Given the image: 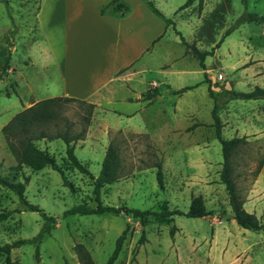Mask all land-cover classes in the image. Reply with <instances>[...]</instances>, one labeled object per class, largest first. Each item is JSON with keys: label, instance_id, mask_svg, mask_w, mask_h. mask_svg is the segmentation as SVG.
I'll use <instances>...</instances> for the list:
<instances>
[{"label": "rangeland", "instance_id": "rangeland-1", "mask_svg": "<svg viewBox=\"0 0 264 264\" xmlns=\"http://www.w3.org/2000/svg\"><path fill=\"white\" fill-rule=\"evenodd\" d=\"M58 1L61 0H7L6 4L0 0V79L7 77L9 71L2 72V68L9 60V49L18 43L11 55V64L18 69L12 78L0 81V124L8 122L21 107L60 92V74L49 47L57 44L61 36L58 25L50 18ZM38 2L39 7L40 2L43 6L38 13L39 30H36L33 15ZM154 2L174 24L163 29L162 37L125 72L129 77L124 84L129 89L120 87L117 92L119 96L130 93L134 99L140 94L143 102L116 99L102 103L97 113L109 114L107 125L102 119L96 120L94 107L84 137L73 148L75 155L96 176L106 145L110 141L114 143L119 153L120 176L102 187V203L150 212L143 219L123 213L70 214L67 210L73 205L83 202L95 206L96 202L90 177L64 166V142L42 139L36 145L51 152L62 164L66 179L76 187L75 193L63 185L60 174L50 166L40 170L25 166L17 172L10 170L16 158L6 148L1 135L0 175L14 176L21 181L27 176V200L53 215L56 221L55 228L44 234L38 244V260L34 245L22 244L11 249L12 264H78L72 246L81 242L95 264H105L113 252L117 235L127 225L126 239L113 264H264V230L252 231L236 223L225 186L219 182L222 153L211 125L213 101L207 93L204 71L199 67L194 50L208 51L223 39L214 52L205 57L206 73L215 90L224 87L246 91L255 86L264 87V23L245 21L223 36L244 12L241 0H204L200 12L197 1L182 9L178 7L185 0ZM246 8L264 15V0H247ZM157 21L162 23L160 18ZM35 35L40 47L50 51L47 58L39 54L36 64L26 65L30 58H25L28 51L24 46L27 39ZM15 81L19 96L13 92ZM186 85L194 87L174 93ZM147 89L152 96L144 100ZM6 90L11 93L9 96L5 95ZM113 107L125 112L143 109L128 119L114 115ZM86 112L83 103L64 104L60 116L65 120H58L59 129L67 122L72 132L80 131L85 126ZM218 113L224 138L247 136L248 142L233 156L234 181L240 197L247 201L246 210H254L251 213L264 224V170L261 172L264 99L229 100ZM55 128L51 125L50 131ZM157 161L162 165L163 189L156 182ZM198 195L212 211L210 215L161 216L175 209L186 211L191 198ZM24 209L16 193L0 186V245L19 238L30 239L37 234L43 223L40 214ZM142 233L145 238L138 243ZM4 259L5 254L0 253V264H5Z\"/></svg>", "mask_w": 264, "mask_h": 264}, {"label": "trees", "instance_id": "trees-1", "mask_svg": "<svg viewBox=\"0 0 264 264\" xmlns=\"http://www.w3.org/2000/svg\"><path fill=\"white\" fill-rule=\"evenodd\" d=\"M7 4V0H3ZM146 4L150 7V9L155 13L156 16L161 18L165 22V26L173 25L174 21L171 18L164 17V14L155 6L153 0H144ZM197 1L198 11H202L204 0H185L183 4H181L178 9H182L186 6H190L193 2ZM244 5V12L236 18V20L228 27L223 36H227L230 34L235 28L239 25L243 24L245 21H253V22H262L264 23V15H260L256 12L248 10L247 0H241ZM101 14H115V15H125L130 11V6L125 3L123 0H110L108 3L101 5L99 8ZM180 34L181 41L185 43L184 36L178 31ZM163 33L159 35L153 41H157L160 37H162ZM222 38L219 39L208 51H200L195 48L194 50L197 52L199 67L204 71V83H207V93L210 98H212L213 105L211 109L212 115V123L211 125L214 127L215 137L218 138L221 144V153H222V161H221V169L219 172V182H221L225 186V190L228 194L229 205L233 214V219L236 223L242 228H249L252 231L264 230V224L257 218V216L250 211L246 210L243 206L244 200L240 197L236 185V181L233 175L234 171V163L233 156L238 151L241 145L248 142L247 136H234L231 138H224L222 136V122L218 113V109H220L223 104L227 103L229 100L235 99H264V87L255 86L253 89L246 91H235L226 89L221 87L220 89L215 90L212 88V81L209 79L208 74L206 73L205 67V57L211 55L215 49L218 47ZM8 69V59L3 65L2 72H5ZM194 86H182L177 90H174V93L178 94L183 90H188ZM13 92H16L14 89ZM11 93L6 90L5 95L9 96ZM152 96V92L150 90H145L143 94L144 100L150 98ZM70 101H77L79 103H83L87 107V112L84 115L85 126L78 132H72L70 130V124L65 122L64 128L59 129L58 120L63 119L60 116V112L62 106ZM95 105L91 102H88L85 99H78L74 97H65V96H47V98L38 100L31 104L30 106L24 108L23 110L16 111L13 117L1 128V135L5 141V146L16 158L15 165L10 166V170L12 171H20L22 168L29 167L32 170H40L46 166H50L55 171L60 174V179L63 185L69 187L71 192H76V187L72 182L66 179V169L59 164L54 155L46 149L39 148L36 144L37 141L45 139H60L64 142L65 149V157L66 159H62L64 166L67 169H75L79 173L87 174L90 177L91 182L93 183V195L94 200L96 202L95 206H88L86 203H79L73 205L71 208L67 210L70 214H116L123 213L126 216H130L133 218L143 219L145 215H147L149 210H139L135 208H130L125 205L121 206H111L107 204H103L101 201V189L104 185L112 184L117 178L120 176V159L117 148H115L114 143L111 141L105 147V154L101 162V168L99 173L94 176L87 168L86 164L79 159L74 153V145L84 137L86 127L90 123V115L93 111ZM65 120V119H63ZM55 126L56 128L50 131V128ZM157 171H156V182L161 189L164 188L163 182V172L162 165L160 161L156 162ZM262 167V162L259 164V168ZM15 172V173H16ZM27 180V176L23 177V181L19 179H15L14 176L11 178L3 177L0 175V186H3L9 190H11L14 194L16 193L18 196L19 202L25 206L24 210L27 211H35L40 214L43 223L37 232V234L30 239H15L10 243H4L0 245V253L5 254L4 262L5 264H12V260L10 257V251L15 246L22 244H33L35 247V258L38 260L39 256V247L38 244L41 242L44 234H48L50 230L55 228L56 221L55 217L51 214H46L43 212L38 205L30 203L25 196V181ZM184 214L187 217H204L210 215L212 213L211 210L207 209L201 195L193 196L191 198L188 209L181 210L175 209L171 212L161 213V216H167L171 214ZM129 226L127 225L125 229L121 231L120 234L117 235L114 249L111 255L108 257L105 264H113L117 256L121 251V245L124 243L126 239V234ZM173 233V229L171 230ZM144 234L142 233L138 239V243H142L144 240ZM73 250L77 256L78 264H95L89 250L81 243H74Z\"/></svg>", "mask_w": 264, "mask_h": 264}, {"label": "crops", "instance_id": "crops-1", "mask_svg": "<svg viewBox=\"0 0 264 264\" xmlns=\"http://www.w3.org/2000/svg\"><path fill=\"white\" fill-rule=\"evenodd\" d=\"M109 1L61 0L56 2L50 18L52 23L55 24L56 22L58 25L61 36L57 44L49 46L60 74V92L57 96L81 98L95 104L94 116L96 120L102 119L106 125L108 124L106 117L109 114L103 111L97 113V110H101L100 105L102 103H111L116 99L143 102L139 99L140 94L134 99L130 93L119 96L117 92L120 87L129 89L124 84L129 77V74L125 72L140 60V57L156 43L153 41L154 38L156 39L162 30L165 31L168 27L165 26V22L161 18L162 23H158L157 18L159 17L155 15L144 0H123L130 6V11L123 16L114 13L101 14L100 6ZM42 6V2H40V7L38 2L33 15L36 30H39L38 13ZM161 12L165 17V13ZM27 41L24 48H27L28 54L25 58L29 57L30 62L26 65L36 64L39 61V54L47 58L50 50L46 47H40L37 35L27 39ZM16 45L18 43L9 49V67L7 69L9 73L7 77L3 78L4 80L10 78L13 72L15 74L16 69H18L11 64V55L16 51ZM15 84L16 95H18L16 81ZM109 86L112 88L108 89ZM104 90L107 91L103 93ZM21 103H24L23 99ZM21 109L24 108L21 107ZM142 109L125 112L113 107L112 113L121 117L127 116L130 119ZM6 123L1 122L0 124V136L1 128ZM89 135L90 132L88 138ZM262 170H264V166L261 172ZM246 202L244 200V207ZM252 211L254 212L251 210L250 213Z\"/></svg>", "mask_w": 264, "mask_h": 264}]
</instances>
